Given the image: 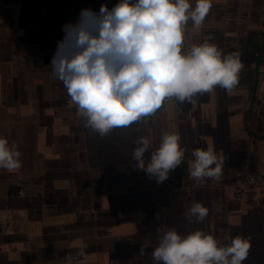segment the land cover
<instances>
[{
	"label": "crops",
	"instance_id": "0c3cea01",
	"mask_svg": "<svg viewBox=\"0 0 264 264\" xmlns=\"http://www.w3.org/2000/svg\"><path fill=\"white\" fill-rule=\"evenodd\" d=\"M118 2L34 0L32 32L35 36L32 45L28 47L33 56L30 59L29 54L27 58L25 53L21 56L17 54L18 69L21 68V61L33 62L32 67L30 65L33 73L24 74L25 80L18 81V90L22 95L29 87L26 82L32 83L33 98L28 102L17 101L16 107L4 104L0 88V137L7 138L9 144L15 143L21 153V167L18 170L9 172L0 169L3 178L0 181V248L8 250L4 257L9 262L12 260L13 264H45L44 259L46 264H58L55 254L64 257L60 264H67L65 257L74 255L73 252L78 251L82 244L87 245L86 255L80 258L79 264H109L111 251L115 253L113 256L121 258L119 264H125L128 257L145 258L143 264H157L151 253L159 246V238L164 233L141 236L134 233L139 227L201 226L204 223L194 219L189 221L185 217L194 203L204 201L209 204L210 210L219 209L227 201L233 203L239 199L236 198L239 195L236 187L246 172L264 174V0H212V8L202 26L195 28L189 21L186 30V47L207 41L217 45L224 55L239 53L244 67L235 89L228 92L217 86L212 92L197 94L193 97L194 102L167 101L155 115L146 120L128 127L114 128L109 134L100 136L85 127L86 119L77 115L62 81L52 73L51 58L56 52L57 42L64 38L62 26L76 22L82 8L91 7L98 12L101 4H107L111 9ZM190 2L195 6V0ZM15 7L19 8V4L13 5V10ZM27 33H30L27 27L18 29L20 45L21 35ZM26 48L21 50L27 52ZM14 114L17 115L16 121H12ZM167 132H178L181 147L186 148L185 158L181 165L170 172L167 180L158 184L155 178H150L144 170L135 167L136 162L131 156L137 139L148 138L150 149L144 153L147 163L151 152L158 149L162 135ZM209 146L224 156L222 174L218 180L205 178L199 187H195L196 181L190 175L194 161L191 152L195 149L207 150ZM46 161L53 162L51 168L44 167ZM57 173H64L61 180ZM67 173H83L80 186L85 195L81 197L80 203L84 206L76 209L81 212L85 209L88 220L93 219L90 213L106 208L103 173H118L116 175L120 181L123 180V186L118 187L114 193L117 200L114 206L118 210L115 219L113 222L109 219L110 223L104 221L105 217L97 220L98 225L101 223L103 227L108 226L110 233L106 232L107 228L99 229V233L92 236L73 234L71 229L63 234L37 233L41 227L48 225L47 222L60 227V230L72 226V214L58 217L55 213L51 218L44 217L50 206L57 209L54 204H46L53 201L50 200L52 194L55 201H59V194L65 192V206L71 203L69 197L74 193L73 186L78 185L72 183ZM6 176L8 178L5 180ZM158 189L164 190L162 193H166L167 204L172 208L175 207L174 203L182 199V195L189 197L188 206L183 209V217L173 220L161 217V221H152L158 212L155 210L162 211V214L164 210H169L161 206L166 205L165 202H148L149 197L145 200L142 198L145 194L152 195ZM255 191L246 194L241 192L240 199H244L243 195L251 198L261 191L264 194L263 190ZM43 194L50 199L47 200ZM176 197L180 198L177 202ZM145 202L153 209L148 214L145 211L143 216V213L138 212L143 209ZM252 207V212L259 220L258 224L252 222L250 217L242 218L239 224V218L232 217L229 220L231 226L239 227L241 233L213 234L212 230L208 234L225 246L237 236L250 239L251 248L243 264H264V198L261 196L259 204ZM178 208H182L181 203ZM232 212L244 211H236L233 207ZM150 214L151 218L147 217ZM211 219L210 225L213 227ZM177 233L187 236L192 232ZM138 242L141 244L137 246ZM142 245H147L143 255L137 250ZM62 249L63 254L58 253ZM117 263L116 258L113 264Z\"/></svg>",
	"mask_w": 264,
	"mask_h": 264
},
{
	"label": "clouds",
	"instance_id": "9594fccd",
	"mask_svg": "<svg viewBox=\"0 0 264 264\" xmlns=\"http://www.w3.org/2000/svg\"><path fill=\"white\" fill-rule=\"evenodd\" d=\"M211 8L212 0H195V6L190 0H119L111 9L101 4L98 12L82 8L76 22L64 24V38L51 58L52 73L62 81L77 115L86 119L85 127L105 136L155 115L167 101L194 102L197 94L217 86L235 89L244 67L239 53L224 55L207 41L185 46L189 21L200 28ZM135 144V167L158 184L185 158L178 132L164 133L147 163L150 140L140 137ZM191 155L195 187L205 178H220L224 156L214 147ZM20 157L16 144L0 137V169L18 170ZM208 213L197 202L185 217L203 222ZM159 240L151 253L157 264H243L251 248L248 238L237 236L225 246L202 230L181 236L173 228ZM86 248L82 244L75 255H67V264H79ZM145 248L141 246V255Z\"/></svg>",
	"mask_w": 264,
	"mask_h": 264
},
{
	"label": "rangeland",
	"instance_id": "374dc122",
	"mask_svg": "<svg viewBox=\"0 0 264 264\" xmlns=\"http://www.w3.org/2000/svg\"><path fill=\"white\" fill-rule=\"evenodd\" d=\"M18 2V3H17ZM19 4V8L15 7V9L13 10V5ZM19 14V15H18ZM33 15H34V0H0V88L2 89V94H3V98L4 100V104L9 103V105L11 106H17V101L18 103H21V101L25 100V102H28V100H30V98H33V85L30 82H26V86L28 89L25 90L26 93H24L23 95L21 93H19L18 90V85H19V80H25L26 78V74H32L33 73V69L30 68V65L32 67L33 62H19L21 65V68L18 69L17 67V61H19L18 59V55L20 54V56L22 54L25 53L26 58L28 57L27 55L29 54V58L32 59V52L28 49L29 46L32 45L33 43V39H34V33L32 32L33 30ZM6 20H5V19ZM8 19V20H7ZM24 27H27V29L30 30V33L28 34H23L21 35L22 41L20 43H22L21 45L19 44L20 41V36L17 34L18 33V29H24ZM20 45V47L18 46ZM25 46H27V52H24L23 50H21V48L23 49ZM23 55V56H25ZM25 74V75H24ZM18 82V83H17ZM18 94L20 95V97L18 96ZM6 102V103H5ZM13 116V115H12ZM12 121H16L17 120V115L14 114ZM24 120V119H23ZM53 162L50 161H46V165H44V167L46 168H51ZM78 167L81 166L80 163H75ZM107 166V165H106ZM59 175V173H57ZM105 175V181H104V190H105V201H106V208L105 210H101L98 212H92L90 213V219H87V215H86V210L82 209L84 211L81 212V210L79 211L78 209H76V207H78L79 209L82 208L84 205L82 203H80V199L81 197H83L85 194L83 193V189L80 186V182L82 181L83 178V173H67L66 176L68 175L69 178L72 179V183L74 185H78L77 187L73 186V191L74 193L71 194V196L69 197L71 203L66 205V200H65V192L63 194H59L60 196H58L59 201H55V196L52 194L51 195V199L50 197H47L43 194V196H45V198L47 200H52V202H46L47 205H51L54 204L57 209H53L51 206L48 208L47 210V216H44L46 218H49L50 216H54L55 213L57 214V216L59 217L60 215H67V214H72L73 218H74V222L72 223V226H68V228L63 227L60 230V227L54 226V225H49L50 223L47 222L48 225H45L43 227H41L39 229V231L37 233H42L43 235H49V234H53V233H59V234H63L64 232L67 231V229H71L70 232H72L73 234H81V233H85V234H89V236L94 235L96 233H99V229L102 230V228H107L106 232L110 233L109 231V227H103V225L100 223L98 225L97 220L99 219H103L105 217L104 221H108L109 219L113 222V220L115 219V213L118 212L117 208H115L114 204L117 201L116 200V196L114 197V193L115 191L118 190V187L120 188L121 186H123V180L120 181L118 179V173H103ZM117 174V175H116ZM61 176H64V173H60L59 175V179L61 180ZM8 177L6 176L5 180ZM1 179H3L0 175V181ZM48 181L49 178H47ZM153 182V181H152ZM238 186L236 187V191H238L239 195L236 198L239 199H235L234 202H230L227 201L225 204H223L219 209H213L210 210L209 204L202 201L201 204L205 207H207L209 209V213L207 218L205 219V221H203L201 226H189V227H161L159 225H151L150 227H139L137 232L134 233H139L138 235H150L152 233H166L168 230L174 228L177 232H193L192 229L196 230H202L205 231L206 233H211L213 230V234H224V233H232V232H238L241 233L239 227L238 228H234L231 226V223L229 222V220L233 217H237L239 218V224L241 223V219L244 217H250V219H252V222H254L255 224L259 223L258 218L256 217V214L254 212H252L253 209V205H257L259 204V198H264V194H262V191L259 192L256 196H252L247 197L246 195L244 196V199H240L242 197L241 192L243 194H246L248 191H254L258 189V190H263L264 192V174L261 173H254V172H246L244 179L238 182ZM140 184V183H138ZM222 185V184H221ZM261 187V188H260ZM260 188V189H259ZM132 188H130L131 190ZM134 190V189H132ZM164 190H155L153 192L152 195H143L142 198L145 200V198H147L148 202L151 201H160L161 204H164V202L166 203V205H161L163 206L164 209H166L167 207L169 208V210H164V213L162 214V211L160 210H155L158 211L157 215L155 216L156 219H152V221H161V217H167L173 220V218L176 217H183L182 213L184 212V208L188 206V199L189 197L186 196L184 197V195L181 196L182 199L177 198V200H175L176 202L178 201V199H180V201L178 203H174L173 206H175L174 208L170 207V204H167V196H165L166 193H162ZM237 193V194H238ZM262 194V195H261ZM235 195V194H234ZM254 195V194H253ZM237 196V195H235ZM2 199V195L0 193V202ZM44 199V197H43ZM82 200V199H81ZM64 202V203H62ZM118 202H119V198H118ZM171 202V200H170ZM179 203H181V209L178 208L179 207ZM145 204V205H144ZM153 204V203H151ZM70 205H72L70 207ZM143 209L138 212L139 214L143 213V216L146 213H150L151 207H148V205L145 203H143ZM82 206V207H81ZM159 207V205H157ZM172 206V205H171ZM235 207V210L238 211H244V212H232V208ZM214 208V207H213ZM52 212V214H51ZM248 212H250L251 214H249ZM40 213H42L40 211ZM129 214V213H127ZM137 212L135 211V216H136ZM134 215V212H133ZM163 215V216H162ZM141 215V218L143 217ZM152 214H150L147 217L151 218ZM51 218V217H50ZM146 218V217H144ZM211 218H213V227H211L210 223L212 222ZM211 219V220H210ZM93 220V221H92ZM103 222V220H101ZM151 221H149L150 223ZM95 223V224H92ZM105 223V222H103ZM107 223H110L109 221ZM230 225V226H229ZM151 227H154L152 231ZM196 228V229H195ZM164 229V231H163ZM188 229L192 230V231H188ZM264 229V228H263ZM185 230V231H184ZM157 231V232H156ZM101 232V231H100ZM1 234V231H0ZM92 241V239H90V242ZM0 244L1 241H0ZM94 244V243H92ZM134 244V243H133ZM141 242L137 243V246L140 245ZM131 245V244H130ZM137 250H140L137 247ZM10 252V251H9ZM64 250H59L58 253L63 254ZM77 251H74V255ZM8 253V250L6 248L1 249L0 248V264H13V261L10 260V262L8 261L9 259H6L4 256H6ZM114 251H111V262H109V264H113L114 259L117 258V261L119 264V260L118 259V255L113 256ZM62 256V255H59ZM54 257H56V262H58V264H60V260L62 261V259L64 257H57V255L55 254ZM60 258V259H59ZM62 258V259H61ZM55 260V259H53ZM109 260V259H108ZM109 260V261H110ZM44 263L46 264V259H44ZM66 261V259H65ZM80 261V259H79ZM145 258H136L134 257V259L132 257H128L127 261L125 264H142L145 262ZM53 262V261H51ZM120 264H124V263H120Z\"/></svg>",
	"mask_w": 264,
	"mask_h": 264
}]
</instances>
